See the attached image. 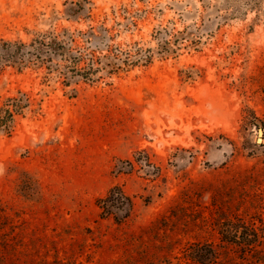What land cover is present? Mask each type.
Wrapping results in <instances>:
<instances>
[{"label": "rangeland", "instance_id": "374dc122", "mask_svg": "<svg viewBox=\"0 0 264 264\" xmlns=\"http://www.w3.org/2000/svg\"><path fill=\"white\" fill-rule=\"evenodd\" d=\"M39 37L98 71L0 67V107L26 105L0 128V264H264V0H0V39Z\"/></svg>", "mask_w": 264, "mask_h": 264}, {"label": "trees", "instance_id": "16d2710c", "mask_svg": "<svg viewBox=\"0 0 264 264\" xmlns=\"http://www.w3.org/2000/svg\"><path fill=\"white\" fill-rule=\"evenodd\" d=\"M149 62V57H144ZM64 62L59 73L63 78L62 83L67 86L72 79L91 81L92 75L96 74L98 68L94 67L95 61L89 60L85 63L79 54L73 53L64 41L57 37H39L29 43L20 41H7L0 39V67L10 66L21 72L29 67L41 68L46 66L52 70L54 60ZM136 62V61H135ZM128 66V61H125ZM130 64H134L130 63ZM26 105L19 106L14 98H9L0 107V128L8 130L17 115ZM125 164L131 167V163ZM120 172V168H116ZM100 210V217H113L116 223L129 217L132 203L130 198L118 186L108 190L106 195L96 201ZM233 225L226 224L225 230L221 232L222 240L227 244H239L241 246L253 247L258 242L255 231L245 227L232 228ZM187 257L192 264H212L217 260V253L210 245H195L189 249Z\"/></svg>", "mask_w": 264, "mask_h": 264}, {"label": "water", "instance_id": "95a60500", "mask_svg": "<svg viewBox=\"0 0 264 264\" xmlns=\"http://www.w3.org/2000/svg\"><path fill=\"white\" fill-rule=\"evenodd\" d=\"M259 135L261 134L260 130L258 131Z\"/></svg>", "mask_w": 264, "mask_h": 264}]
</instances>
